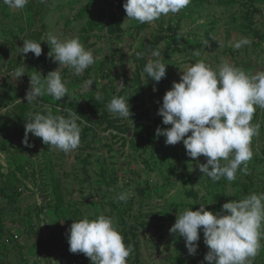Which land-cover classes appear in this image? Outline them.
I'll list each match as a JSON object with an SVG mask.
<instances>
[{
  "label": "rangeland",
  "instance_id": "374dc122",
  "mask_svg": "<svg viewBox=\"0 0 264 264\" xmlns=\"http://www.w3.org/2000/svg\"><path fill=\"white\" fill-rule=\"evenodd\" d=\"M125 2L28 0L12 9L0 0V68L26 67L19 80L0 77V264H91L69 251L67 230L73 221L101 214L114 219L133 247L127 264H207L202 231L194 256L183 237L170 233L177 216L200 204L215 213L225 202L264 193V109L257 108L252 120L261 127L252 140L249 174L238 170L233 181L213 182L198 168L197 160L206 163V157L189 158L183 142L166 145L156 136L157 127H170L157 114L163 96L193 63L217 68L227 61L252 74L264 71V0H191L151 23L126 20ZM49 32L61 40L79 37L95 63L79 76L61 70L65 98L45 94L28 104L30 77L38 72L46 78L59 67L48 57ZM243 37L251 43L235 49ZM29 39L41 42L40 57L21 54ZM154 50L167 65L159 83L144 72L157 59ZM89 78L92 90L82 91ZM120 81L125 88L117 87ZM114 96L128 101L129 119L108 111ZM69 108L80 116L76 150L65 153L32 134L31 147L22 143L31 115L66 116ZM110 129L118 135H104ZM125 192L127 201H119ZM261 245L253 264H264V239Z\"/></svg>",
  "mask_w": 264,
  "mask_h": 264
},
{
  "label": "clouds",
  "instance_id": "9594fccd",
  "mask_svg": "<svg viewBox=\"0 0 264 264\" xmlns=\"http://www.w3.org/2000/svg\"><path fill=\"white\" fill-rule=\"evenodd\" d=\"M3 2L12 9H23L28 4V0ZM190 2L126 0L123 8L126 20L151 23L169 13H179ZM47 43L51 45L48 57L59 67L46 78L38 72L30 77V89L24 98L28 104L38 103L45 94L56 100L65 98L69 90L61 70L68 68L79 76L95 63L92 50L87 49L79 37L61 40L49 32ZM250 43L243 37L233 47L239 50ZM19 49L21 54L33 53L37 58L42 54L41 42L30 39L23 40V47ZM151 55L157 59L150 60L144 72L159 83L166 77L167 65L159 59L160 51L154 50ZM25 70L23 64L8 73L0 68V77L7 74L11 79L19 80ZM93 83L91 78L85 80L82 91L92 90ZM117 87L125 88L124 82L120 81ZM94 97L99 100L101 94L96 92ZM257 108L264 109V71L252 74L227 61L213 68L200 60L183 71L180 81L173 82L172 88L163 96L157 114L162 117V123L170 127L163 130L157 127L156 136L165 137L166 145L183 142L189 158L206 157V163L197 160L198 168L213 182L222 177L233 181L238 170L244 175L249 174L252 140L259 135L261 127L259 123H252ZM107 109L121 118L131 116L130 105L123 97L114 96ZM65 112L66 116H54L50 112L31 115L24 125L22 143L31 147L28 137L32 134L41 138L44 144L65 153L76 150L80 145L81 128L77 123L80 116L70 108ZM109 133L118 135L114 129L104 135ZM128 196L126 192L121 193L117 199L126 202ZM169 231L183 237L187 252L192 256L197 253L202 231L203 242L208 248L204 256L207 264H253L264 239V193H252L240 200L225 202L215 213L206 210L204 204L196 211L187 209L177 216ZM67 232L69 251L84 254L91 264H127L133 252V247L125 244L114 219L103 214L95 219L84 216L73 221Z\"/></svg>",
  "mask_w": 264,
  "mask_h": 264
}]
</instances>
